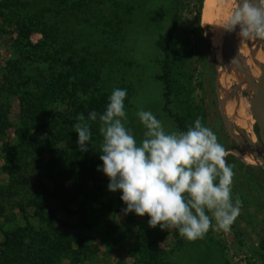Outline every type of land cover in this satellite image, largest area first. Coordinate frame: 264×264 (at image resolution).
<instances>
[{
	"label": "rangeland",
	"instance_id": "1",
	"mask_svg": "<svg viewBox=\"0 0 264 264\" xmlns=\"http://www.w3.org/2000/svg\"><path fill=\"white\" fill-rule=\"evenodd\" d=\"M198 6V0H0V264H142L143 257L153 264H264V148L254 118L248 141L221 101L231 88L250 107L261 78L237 82L228 37L217 56L212 27L200 23L202 33L191 32ZM238 31L227 34L240 40ZM254 46L261 56L264 42ZM188 49L198 52L190 65L174 67V55ZM187 70L191 101L225 149L232 199L241 202L229 232L213 219L195 241L177 228H150L147 215H124L115 199L120 192H109V179L97 171L99 115L113 90H127L125 126L138 142L141 109L168 132L186 131L198 119L182 104ZM54 89L40 127L37 112ZM81 114L92 133L86 153L74 132Z\"/></svg>",
	"mask_w": 264,
	"mask_h": 264
},
{
	"label": "clouds",
	"instance_id": "2",
	"mask_svg": "<svg viewBox=\"0 0 264 264\" xmlns=\"http://www.w3.org/2000/svg\"><path fill=\"white\" fill-rule=\"evenodd\" d=\"M220 27L228 33L238 29L246 42H264V0H236ZM126 97V89H114L99 115L103 143L97 167L109 179L108 191L122 193L124 215H147L150 228H177L189 241L202 239L213 219L216 229L229 232L241 202H233V170L216 134L200 119L186 131L168 132L151 111L141 109L136 115L145 131L138 142L125 126ZM89 119L95 121L97 113ZM78 120L76 143L86 153L92 133L82 114Z\"/></svg>",
	"mask_w": 264,
	"mask_h": 264
},
{
	"label": "bare ground",
	"instance_id": "3",
	"mask_svg": "<svg viewBox=\"0 0 264 264\" xmlns=\"http://www.w3.org/2000/svg\"><path fill=\"white\" fill-rule=\"evenodd\" d=\"M234 0H203L200 23L208 25L214 29L213 41L216 44V54L221 56L226 52L225 39L231 44L232 68L240 71L239 76L235 77L238 81H246L247 76H258L264 82V50L260 51L254 46V41L242 42V39L231 37L221 29L223 19L232 11ZM227 35V36H226ZM220 77L226 79V73H219ZM236 76V75H235ZM234 89H225L222 92V105L225 114L230 117L231 123L241 127L250 137H253L252 122L249 104L245 97L239 96ZM257 109L261 118L264 120V93L257 100ZM235 115V117H234ZM233 116V117H232ZM234 119V120H233Z\"/></svg>",
	"mask_w": 264,
	"mask_h": 264
},
{
	"label": "trees",
	"instance_id": "4",
	"mask_svg": "<svg viewBox=\"0 0 264 264\" xmlns=\"http://www.w3.org/2000/svg\"><path fill=\"white\" fill-rule=\"evenodd\" d=\"M202 3H203V0H198V7H197V10H196V13H195V16H194V20L196 21L197 23V26L193 29H191L192 31L191 32H196V31H199L202 33V27L200 25V17H201V9H202ZM167 47V45H166ZM192 52H194L193 54H197L198 52L197 51H193V49H188V50H184L183 52H177L173 59H172V64H174V67H180L182 66L183 63L187 62V65L189 66L190 63L188 62L189 58L193 55ZM214 63V61H213ZM170 62L166 60V58H164L162 60V70H163V73L164 74H168V68L170 66ZM214 66V65H213ZM189 68V67H188ZM191 69V68H190ZM214 71H215V68H214ZM184 76V83L181 84L180 88H181V91H180V95L182 97V104H183V107L185 109V111L187 112V115H191L193 116V119H194V116L195 118H198L199 117H203L202 116V113H200V110H201V107L197 106V105H193L192 101H191V96H192V93H193V87L194 85H192V76L193 74L191 73L190 70H187L186 74L183 75ZM77 85L80 86V82H77ZM197 85L199 87L202 86L201 84V81H199V83H197ZM165 92H164V96H165V99L166 101L165 102H168V96L169 94L171 93V90H172V84L171 82H166L165 84ZM56 89H54L53 91H50L48 94H47V102L45 105H43V107H40V109L38 110L37 112V121L39 122V126L40 127H43L44 126V120L46 119V113H47V106L49 105L50 102H53L55 101V98H56ZM203 120V119H202ZM122 195V193H118L117 197L115 198L117 203L119 205H121V208H125L126 205H124V203L121 201L120 199V196ZM149 250H145V254H149L148 252ZM144 256V255H143ZM143 263L142 264H153L152 262H146L145 261V258L143 257Z\"/></svg>",
	"mask_w": 264,
	"mask_h": 264
},
{
	"label": "water",
	"instance_id": "5",
	"mask_svg": "<svg viewBox=\"0 0 264 264\" xmlns=\"http://www.w3.org/2000/svg\"><path fill=\"white\" fill-rule=\"evenodd\" d=\"M263 93H264V82H262V79H260L259 83L257 84V88L254 91L253 99L250 101L249 110L258 126V134L261 139V144L264 148V120L259 115L258 109H257V100ZM248 141H251V140L248 139Z\"/></svg>",
	"mask_w": 264,
	"mask_h": 264
}]
</instances>
